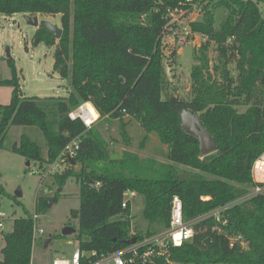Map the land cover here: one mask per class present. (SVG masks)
I'll list each match as a JSON object with an SVG mask.
<instances>
[{"label": "trees", "instance_id": "obj_1", "mask_svg": "<svg viewBox=\"0 0 264 264\" xmlns=\"http://www.w3.org/2000/svg\"><path fill=\"white\" fill-rule=\"evenodd\" d=\"M179 2L0 0V14L60 16V39L40 26L33 44L55 47L52 68L68 81V96L23 97L8 60L12 78L0 81V86L12 91L10 102L0 105V147L10 127L37 128L46 144L45 155L25 135L11 151L44 170L67 144L79 139L73 163L53 177L59 189L69 179L79 185L80 205L69 216L77 220L73 236L81 251L107 255L129 247L133 238L139 242L156 234H130L129 201L122 208L126 192L143 196V217L149 224L168 229L174 196L181 201L183 220L193 222L251 186L252 163L264 151V17L259 0H213L202 21L191 23V32L215 43L216 61L210 68L207 43L193 53L187 102L171 99L161 42L167 11ZM216 9L228 12L218 30ZM231 37L234 43L227 46ZM86 103L98 119L122 124L125 144L129 141L126 117L145 131L142 144L147 135L155 134L167 147V163L141 159L127 150L111 153L97 129L70 117ZM241 106L246 107L243 112L237 109ZM185 109L199 114L216 152L202 156L199 142L182 130L179 113ZM59 196L58 192L54 201ZM46 211L45 199L37 198L34 213ZM225 218L221 234L212 230L211 219L193 222L191 242L167 245L144 264H264V195L232 207ZM32 231V214L13 221L11 232L1 234L0 264H31ZM236 238L240 239L231 243Z\"/></svg>", "mask_w": 264, "mask_h": 264}, {"label": "rangeland", "instance_id": "obj_2", "mask_svg": "<svg viewBox=\"0 0 264 264\" xmlns=\"http://www.w3.org/2000/svg\"><path fill=\"white\" fill-rule=\"evenodd\" d=\"M259 9L264 17V0H259ZM25 16L36 17L39 25L49 23L61 28L59 15L0 14V81L12 78V71L8 65V60H11L23 97H34L41 100L66 98L70 90L69 83L67 80L61 79L52 68L55 47L43 43L33 44V36L37 28L29 25ZM227 16L228 12L225 9L215 10L214 28L216 30L219 29ZM161 42L171 99L187 102L191 98L190 72L193 65V53L200 49L203 43H207V56L210 68H212L216 61V45L198 34L174 38L165 34ZM173 53H175L174 56H172ZM234 67V63L229 65L233 75L236 74ZM11 91V87L0 86V105L4 106L10 102ZM81 107L74 110L70 117H78L88 128L97 129L111 153L120 154L127 150L136 153L141 159L149 158L160 164L167 163L166 145L162 144L155 134L147 135L146 141L142 144L146 133L137 121L130 120L128 117L124 119L129 138L128 143L125 144L120 134L122 124L118 120L98 119L97 114L96 119L91 124H87L80 114ZM89 108L88 106L84 108L86 116V111ZM237 109L239 112H243L246 107L241 106ZM196 115L199 117L198 113ZM21 135H25L37 143L42 153L46 154L44 138L37 128L19 126L9 128L3 145L0 147V210L5 216L0 235L11 232L15 219L25 217L27 214L33 215L37 198L45 199L47 211L45 214L39 215L37 225L45 231L42 238L49 239L50 236L51 242L46 247L43 246V241L40 242L41 240L35 243L32 249L31 264H51L57 257H68L78 246L73 236L78 223L77 220L70 218L69 213L70 210L79 208V185L74 179H69L64 187L59 189L54 182L53 175L55 174L38 169V165L34 163L26 165L25 158L11 151L13 144L19 141ZM74 169L78 170L79 166ZM58 192L60 196L57 201H54ZM124 200L130 203V234H145L148 231L159 235L166 234L167 229L151 225L143 217V196L126 192ZM118 219L119 217H115L113 220ZM66 227L73 228L74 232L64 238H55V236L61 235ZM1 246L0 240V249Z\"/></svg>", "mask_w": 264, "mask_h": 264}, {"label": "built area", "instance_id": "obj_3", "mask_svg": "<svg viewBox=\"0 0 264 264\" xmlns=\"http://www.w3.org/2000/svg\"><path fill=\"white\" fill-rule=\"evenodd\" d=\"M213 0H180L177 7L168 10L166 14V25L163 37L168 34L174 38L182 35H193L191 23L202 21L207 8ZM234 38H228L227 46H232ZM72 118V117H71ZM73 119V118H72ZM79 150V139L76 138L67 144L60 152L53 163L46 166L44 170L48 173H61L73 160ZM251 186L246 193L240 197L219 206L209 213L197 218L193 222L204 219H211L214 222L212 230L217 234L223 233V227L227 224L226 213L234 206L249 203L252 199L264 195V151L254 160L250 169ZM127 201H123L122 208H125ZM39 215L33 214L32 249L35 243L42 240L45 235L43 228L37 225ZM5 220L4 213L0 210V231ZM193 222H185L182 216V204L178 197L174 196L171 201L170 224L166 234H154L144 237L129 247L115 253L97 256L95 252H84L77 246L68 257H57L51 264H144L151 257L158 255L159 249L167 245L180 247L184 243L191 242L193 238ZM236 238L231 241L233 243ZM44 240V239H43Z\"/></svg>", "mask_w": 264, "mask_h": 264}, {"label": "water", "instance_id": "obj_4", "mask_svg": "<svg viewBox=\"0 0 264 264\" xmlns=\"http://www.w3.org/2000/svg\"><path fill=\"white\" fill-rule=\"evenodd\" d=\"M25 19L29 25L39 28L43 26L46 28L48 34L52 36L53 39L59 40L62 34L61 28L51 25L49 23H42L39 25L36 17L25 16ZM180 125L182 130L189 136L195 138L199 142V149L202 156L210 155L217 151V146L212 138V136L207 132V130L202 126L199 117L196 113H192L187 110H182L179 113ZM73 163V160H71ZM19 196L18 193H16ZM74 232L73 228L66 227L61 235L67 236ZM136 239H131L128 241V244H134ZM51 242L50 239L43 240V246L46 247Z\"/></svg>", "mask_w": 264, "mask_h": 264}, {"label": "bare ground", "instance_id": "obj_5", "mask_svg": "<svg viewBox=\"0 0 264 264\" xmlns=\"http://www.w3.org/2000/svg\"><path fill=\"white\" fill-rule=\"evenodd\" d=\"M90 107L86 112H87V116L85 115V107ZM80 114L82 115V118L84 119V121L87 123V124H91L92 121L94 119H96L97 117V113L96 111L94 110V108L92 107L91 104L89 103H86L83 105V107H81V110H80Z\"/></svg>", "mask_w": 264, "mask_h": 264}, {"label": "crops", "instance_id": "obj_6", "mask_svg": "<svg viewBox=\"0 0 264 264\" xmlns=\"http://www.w3.org/2000/svg\"><path fill=\"white\" fill-rule=\"evenodd\" d=\"M94 120H95V119H94ZM92 122H93V121H92ZM26 165H29V163L27 162ZM0 237H1V235H0ZM0 240H1V238H0ZM0 256H1V255H0Z\"/></svg>", "mask_w": 264, "mask_h": 264}]
</instances>
